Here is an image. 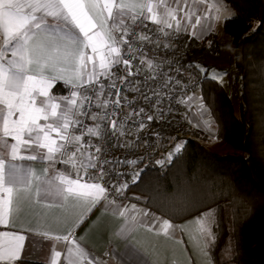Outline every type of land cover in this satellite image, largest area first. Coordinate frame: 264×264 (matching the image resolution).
<instances>
[{
    "label": "snow or ice",
    "instance_id": "1",
    "mask_svg": "<svg viewBox=\"0 0 264 264\" xmlns=\"http://www.w3.org/2000/svg\"><path fill=\"white\" fill-rule=\"evenodd\" d=\"M221 3L222 0H0V226L16 225L20 209L18 195L23 191L26 199H30L34 182L36 195L41 199L50 195L64 198L67 193L90 201L92 206L101 199L108 200V188L101 183H81L79 176L72 180L62 173L47 178L24 162L67 157L64 162L71 163L78 171L83 169L86 173L88 169H97L96 179L102 181L104 165L112 161H100L98 154L102 148L93 144L91 138L102 140L109 129L112 135H123L119 129L133 113L122 119L119 116L123 107L121 101L127 99L122 98L120 85L131 86L128 78L140 73L139 65L134 69V61L139 59L140 65L146 62L153 72L159 67L152 59H147L143 44L137 47L136 42L147 41L159 47L160 37L153 40L135 29L146 28V21H151L165 38L173 39L182 33L199 38L211 29L209 20L220 19ZM163 47L169 44L164 43ZM113 69L124 74L117 75ZM159 75L160 88H168L172 77L162 72ZM221 75L217 73L212 78ZM104 80L109 81L108 84ZM57 81L71 86L67 95L52 93ZM112 89H115L114 100ZM132 90L140 91L138 87ZM153 94L156 96L153 107H158L163 96L159 88L154 89ZM144 99L151 100V97L145 95ZM193 99L194 95L185 96L177 102L188 105ZM200 99L197 109L200 121L196 126H203L215 139V121ZM93 108L100 111H92ZM144 113V108L135 111L136 116ZM160 115H163L162 109ZM85 118L95 123L86 125ZM153 119V115H147L148 121ZM139 127L143 129L145 124L140 122ZM77 131L79 135L75 134ZM85 136L89 137L87 141ZM182 143L168 154L169 160L179 152ZM138 176L139 173L133 175V182ZM127 186L125 183L113 187L116 193L122 194ZM109 204L115 205L111 208L112 214L124 219L116 233L121 237H127L138 225L144 224L143 220H137L138 214L148 216L146 211L137 213L136 205L128 207L116 204L115 200ZM214 212L210 210L211 215L204 213L196 218L201 235L213 242L216 237L210 225L215 223ZM171 228L173 225L168 220L162 221L160 230L165 235ZM37 234L46 240H63L74 245L66 250V264H82L83 261L93 264L94 258L72 238L71 232L62 237L53 236L47 230ZM0 237L4 238L0 243V261L14 264L20 259L25 236L5 231L0 232ZM128 251L132 257L137 254L132 246ZM233 251L229 249L228 254ZM60 257L61 252L53 245L50 264H56Z\"/></svg>",
    "mask_w": 264,
    "mask_h": 264
},
{
    "label": "trees",
    "instance_id": "2",
    "mask_svg": "<svg viewBox=\"0 0 264 264\" xmlns=\"http://www.w3.org/2000/svg\"><path fill=\"white\" fill-rule=\"evenodd\" d=\"M222 1L233 10L223 22L228 46L223 70L231 72L232 93L208 74L213 65L197 61L219 57L215 33L202 39L181 34L188 47L182 64L212 114L215 139L233 152L207 148V133L188 123L180 151L171 160L157 155L122 196L172 222L215 210L213 263L264 264V0ZM58 89L56 84L53 90ZM229 249L234 251L228 254Z\"/></svg>",
    "mask_w": 264,
    "mask_h": 264
},
{
    "label": "crops",
    "instance_id": "3",
    "mask_svg": "<svg viewBox=\"0 0 264 264\" xmlns=\"http://www.w3.org/2000/svg\"><path fill=\"white\" fill-rule=\"evenodd\" d=\"M209 23L212 24L211 29L202 37L194 38L202 39L213 32V20H209ZM182 35L189 36L187 33ZM87 51L90 52V49ZM56 84H59V89L55 91L52 88L53 94H68L70 85L65 86L63 81L55 82L54 86ZM189 104L185 107L186 112L194 113L190 109L192 103ZM75 134L79 135L78 132ZM65 160L67 158L58 156L55 161L37 160L24 163L31 164L34 172L46 175L47 178L62 173L72 180L79 176L81 183H97L93 178L84 179L83 169L78 171L71 163H65ZM45 169H47L46 174ZM56 183L59 184V180ZM61 187H67V185H61ZM35 188L34 182L30 199H26L23 191L19 193L20 209L16 225L8 228L0 226V232L13 231L25 236L24 248L19 260L43 264L47 261L50 264L51 249L55 245V250L61 252V257L56 264H66V250L74 245L63 240H46L42 235L37 234L38 231L47 230L51 235L61 237L71 232L72 238L88 252L90 257L94 258L93 264H214L211 259L212 241L201 235L199 225L196 223V218L204 213L210 214L209 210L201 211L177 222L168 220L173 228L169 229L168 234L165 235L160 230V225L167 219L140 203L124 198L108 197V200L101 199L99 203L92 206L90 201L68 196L67 193L64 198L50 195L41 199L36 195ZM111 200L128 207L136 205L137 213L146 211L148 216L137 215V220H143L144 224L138 225L127 237L116 235L124 219L112 214L111 208L115 205L109 204ZM3 241L4 238L0 237V243ZM129 246L137 250L135 257L129 254ZM0 264H8V262L0 261ZM82 264H87V261H83Z\"/></svg>",
    "mask_w": 264,
    "mask_h": 264
},
{
    "label": "built area",
    "instance_id": "4",
    "mask_svg": "<svg viewBox=\"0 0 264 264\" xmlns=\"http://www.w3.org/2000/svg\"><path fill=\"white\" fill-rule=\"evenodd\" d=\"M146 24V28H136L135 31L137 33L143 31L153 40L159 36L161 44L156 47L147 41H137L136 46L140 47L142 43V51L146 53L147 59H152L159 67L153 72L152 69L147 67L146 62L140 65L139 59L134 61V69L136 65H139L141 68L140 73L128 78L132 82L131 86L120 85L121 96L127 99L121 101L123 107L122 110H119V116L122 119L128 116L129 113H133L132 118L119 129V132H122L123 135L119 133L112 135L111 129H109V134L102 140L96 137L91 138L93 144H99L102 148L101 153L98 154L100 161H112V163L104 165L105 175L102 181L96 179L98 176L97 169H88L86 173H83L84 179L93 178L108 188V197L123 198V192L122 194L116 193L113 186L118 187L133 182V175L140 174L148 165L152 164L157 155L162 153L168 155L174 151L177 144L182 143L180 136L185 134V128L190 123L189 121L191 123L194 121L192 113L186 112L185 107L187 105L177 101L182 97L194 95V100L201 103L198 83L195 79L188 78L182 64L183 57L188 53V47L182 40L181 34L173 39H168L156 31V25L147 21ZM164 43H168L169 47H163ZM113 71L117 72V75L124 74L122 71H117V69H113ZM161 72L165 73L166 77H172L168 88H160L162 80L159 73ZM152 75H155L156 78L150 79L149 77ZM176 81H180V83L176 84ZM103 82L108 84L109 81L104 80ZM134 87H138L140 91H133ZM157 88H159L163 99L158 107H153L156 100L153 90ZM112 91V99L114 100L115 89H112ZM145 95L150 96L151 100H145ZM189 103H192V101ZM140 108H144L145 113L136 116L135 111ZM161 109L163 110L162 116L160 115ZM92 111L98 112L100 109L93 108ZM147 115H153L154 119L148 121ZM140 122L145 124L143 129L139 127ZM84 123L91 126L95 122L85 118ZM119 123L120 120H118ZM77 132L80 134L79 131ZM88 139L89 137H84L85 141ZM90 151L94 152V149H90ZM116 161H121V163H116ZM127 161H135L136 163L131 164Z\"/></svg>",
    "mask_w": 264,
    "mask_h": 264
},
{
    "label": "rangeland",
    "instance_id": "5",
    "mask_svg": "<svg viewBox=\"0 0 264 264\" xmlns=\"http://www.w3.org/2000/svg\"><path fill=\"white\" fill-rule=\"evenodd\" d=\"M222 7V12L220 13V19L219 20H213V33L217 36L219 47H220V55L217 58H212L211 56H206L204 59H201V57H198L197 61H203L204 63L211 64L213 66L209 67L207 69V72L210 76L214 77L216 76L217 73L223 74L219 78H216L222 85L223 87L227 90L228 93H232L231 90V72L224 71L223 69L227 68V61H226V56L228 54V46H227V36L225 32L223 31V22L224 19L229 18L233 15V10L231 9L230 6H228L224 1H222L221 5ZM218 66V67H214ZM199 93V92H198ZM194 102V103H193ZM200 103L196 100H192V110L194 113H192L194 123L193 124H198L200 121V115L198 113V105ZM205 118H207L205 116ZM193 127V126H192ZM196 127V126H194ZM187 129V127L185 128ZM199 129H202L205 133L208 135V139L205 141V146L211 150H214L216 152L220 153H227V152H233V149L226 145L225 143L213 139L212 133H209L206 131L203 126H200Z\"/></svg>",
    "mask_w": 264,
    "mask_h": 264
}]
</instances>
